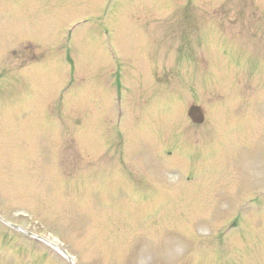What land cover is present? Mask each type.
<instances>
[{
    "label": "rangeland",
    "instance_id": "1",
    "mask_svg": "<svg viewBox=\"0 0 264 264\" xmlns=\"http://www.w3.org/2000/svg\"><path fill=\"white\" fill-rule=\"evenodd\" d=\"M23 1V6L30 10L15 16L13 23L11 18L0 20V26L5 29L0 32V45L13 43L15 37L16 40L30 38L34 41L30 46L35 47L39 61L54 54L57 45L54 40L59 41L57 30L50 31L47 44L41 41L46 29L58 27L55 16L57 4L61 3L58 15L62 23L76 18L80 21L75 34L84 49L80 52L82 68L76 65L75 74L81 75L85 68L90 69L92 61L99 64L96 28L102 31L98 41L108 39L114 47L119 45L122 56L132 57L133 51L139 48L141 34L137 32L147 0ZM185 1L186 4L184 0H154L155 5L148 3L146 10H159L163 4L164 14L174 12L171 28H184L179 25L187 20L207 26L211 33L206 28L204 36L199 38L205 42L197 41L193 46L199 56L204 55L207 45L211 46L209 41L215 42L218 30L223 34L221 28L212 27L208 21L217 23L220 15L224 16L222 25L226 33L242 30L239 38L243 44L250 45L247 33L255 31L256 16L264 14V0H225L227 4L223 8L218 7L222 0ZM183 5H187V15L182 11ZM178 6L181 8L175 9ZM6 7L10 11V5ZM230 7L239 14L244 26L234 18ZM207 8L217 10V16L212 11L210 14L204 11ZM259 41L264 43V39ZM218 45L231 48L234 54L238 50L232 42ZM224 53L229 52L226 49ZM43 67L45 63L30 69L31 75L37 77H31L28 70L24 72L23 93L18 79L0 83V108L9 112L18 109L13 114L0 116V219L54 241L74 258L75 264H264L262 68L257 72L246 71V76L240 71L239 77L243 78L233 74V81L214 78L204 82L192 79L189 73L187 77H179V82H160L163 86L160 99L172 97L177 103L173 102L167 111L162 103V109L156 108L158 114L145 113L141 128L126 131L125 125L124 144L129 142L127 145L132 147L127 151L125 148L122 154L107 148L112 133L103 125V116L98 118L99 125L91 115L107 110V97L98 94L93 106V101L88 103L91 99L86 92L83 96L66 93L63 97L66 118L62 117L57 112L61 110L57 97L59 87L67 79L62 78L58 69L43 76L37 74ZM222 68L227 77V68L230 71L232 68L225 65ZM255 72L258 74L254 75ZM81 79L87 84L89 76ZM228 81H232L230 86ZM94 84L98 87L97 80L90 79L89 87ZM76 86L77 82L73 89ZM167 86L172 90L169 94H166ZM139 98L145 100L143 96ZM155 98L152 97L153 101L159 103ZM224 101L229 114L218 113ZM131 102L130 97L127 103ZM157 103L152 106L155 108ZM191 106L203 111L205 124L200 129L192 126L186 117ZM137 119L132 115L129 123ZM173 126L179 134L172 131L175 140L169 133ZM203 145L206 149L201 150ZM171 147V156H167L165 152ZM189 150L199 154L191 157ZM191 169L195 175L186 183L181 175ZM203 169L206 170L203 172ZM123 172L129 178L123 177ZM136 180L143 182L140 186L150 185L157 191L152 203L136 204L130 200V205H123V189L134 199ZM256 192L260 197L253 213L252 207L241 210L242 214H237L242 220L241 226L217 239L216 234L224 232L225 226L234 221L239 204ZM2 231L0 264H56L42 253L40 246V249L26 246L13 230Z\"/></svg>",
    "mask_w": 264,
    "mask_h": 264
},
{
    "label": "flooded vegetation",
    "instance_id": "2",
    "mask_svg": "<svg viewBox=\"0 0 264 264\" xmlns=\"http://www.w3.org/2000/svg\"><path fill=\"white\" fill-rule=\"evenodd\" d=\"M161 33H162V31L156 32V35H155V43H159L160 41H162V38L160 37ZM155 59L156 60H162V58H160V57H156Z\"/></svg>",
    "mask_w": 264,
    "mask_h": 264
}]
</instances>
